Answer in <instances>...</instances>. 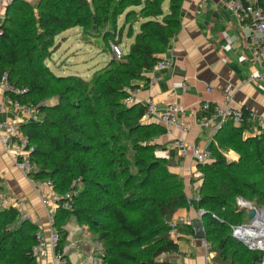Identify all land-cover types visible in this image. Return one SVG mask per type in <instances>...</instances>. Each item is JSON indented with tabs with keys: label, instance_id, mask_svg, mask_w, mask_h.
<instances>
[{
	"label": "trees",
	"instance_id": "obj_1",
	"mask_svg": "<svg viewBox=\"0 0 264 264\" xmlns=\"http://www.w3.org/2000/svg\"><path fill=\"white\" fill-rule=\"evenodd\" d=\"M164 1L12 0L7 7L0 26V79L7 76L11 85L27 89L12 100L40 109L41 122L25 124L23 130L38 167L30 178L50 181L59 197L53 225L60 234L57 251L67 245L66 227L74 216L101 245L93 264H171L166 257L179 247L169 223L176 212L192 207L197 216L204 213L201 221L213 264H262L264 253L249 250L234 237L232 227L249 224V212L238 206L239 199L264 204V131L244 139L250 130L246 123L218 130L217 145L210 148L212 163L198 165L201 184L190 205L184 181L171 171V162L156 157L151 144L165 129L142 123L143 104L125 103L129 92L139 89L135 82L148 81L147 74L180 32L184 0H169L167 14ZM136 7H142L139 13L127 15L128 20L140 16L139 32L129 28L128 53L112 58L92 80L57 76L47 66L56 38L66 31L78 27L84 40L109 43L118 18ZM53 99L57 104H44ZM229 151L238 161L226 159ZM74 183L78 195L73 209L65 210L63 198ZM37 231L30 221L21 222L18 210L1 211L0 264H35Z\"/></svg>",
	"mask_w": 264,
	"mask_h": 264
},
{
	"label": "crops",
	"instance_id": "obj_2",
	"mask_svg": "<svg viewBox=\"0 0 264 264\" xmlns=\"http://www.w3.org/2000/svg\"><path fill=\"white\" fill-rule=\"evenodd\" d=\"M262 2L264 5V0ZM7 7L6 2L0 0V26L4 21ZM180 17V32L171 41L163 56V60L171 62V67L155 72L161 80L154 87L147 85L152 72L147 74V82H135L139 86V93L133 104H144L146 100L152 99L158 112L172 104L180 106L184 109L183 121L189 127L185 140L189 144L200 145L203 149L210 150L213 144L217 145L215 137L218 131L202 129L199 126V120L209 118V114L203 110V105L222 103L224 95L229 94L233 97L236 107L246 109L264 120L262 68L247 46V31L221 0H184ZM79 29L82 33V29ZM68 39L69 36H65L62 40ZM176 83H185L187 88H174ZM21 116L22 110L7 103L0 88V123L10 122L17 117L22 118ZM142 123L158 125L165 129L164 135L156 137L151 142L156 146L155 155L172 163L170 169L184 181L190 200H197L201 184L195 176L198 165L190 156L186 158L179 156L178 149L173 146L177 133L168 134L166 128L157 121L142 120ZM249 129L244 132V139L262 133L255 125ZM13 153V147L5 150L0 143L2 191L8 193L14 201L23 202V206L18 209L20 216H27L28 221L38 228L42 236L48 238L50 224L46 208H49L52 205L51 200L58 196L46 186L37 189L35 183L15 166ZM224 155L229 162H236L239 159L233 151ZM41 197L47 198L48 202L45 205ZM186 217H191L195 221L197 212L192 207L181 209L175 213L172 220ZM66 229L68 238L65 249L68 262L85 264L92 259L95 263V252L99 249V243H92L87 228H81L79 225L75 228L69 224ZM171 238L179 247L177 253L166 257L171 264H206L205 249L199 240L195 239V230L192 226L180 224L176 229V235ZM71 251H76L77 254L71 255L73 262L69 258ZM45 264H52V261L48 260Z\"/></svg>",
	"mask_w": 264,
	"mask_h": 264
},
{
	"label": "built area",
	"instance_id": "obj_3",
	"mask_svg": "<svg viewBox=\"0 0 264 264\" xmlns=\"http://www.w3.org/2000/svg\"><path fill=\"white\" fill-rule=\"evenodd\" d=\"M6 2L7 5L12 3V0H1ZM227 10L239 21V23L247 31V46L253 52L255 61L261 65L262 73L261 77L264 79V5L262 0H221ZM111 53L113 58L120 60L124 55L120 46L111 44ZM171 67L169 60H162L158 62L154 68L150 71V79L147 83L149 87H154L161 77L157 76L155 72L167 70ZM0 88L5 94V100L7 103L14 105L22 110V118H15L10 122L0 123V143L5 150L9 147L14 148L13 162L15 166L29 179L30 175L37 171L38 167L35 162L32 161L31 156L34 152V147L31 145L29 136L23 130L25 124L31 122H41V113L38 107L21 106L17 101L12 100V96H24L27 94V89L19 88L11 85L7 76H3L0 79ZM174 88L186 89L185 83H176ZM139 89H134L129 92V98L125 101L126 104H133L134 99L137 97ZM144 112L142 120L145 121H157L162 124L168 134L177 133L174 139L173 146L179 151L181 158L190 156L197 165H208L212 163V154L210 150L203 149L200 145L189 144L185 140V135L189 132V127L183 121L184 109L180 106L172 104L166 107L163 111L158 112L156 105L152 99H148L143 104ZM203 110L209 114L208 119L199 120L198 124L202 129H214L220 130L222 127L233 124L234 126H241L248 124L249 126H256L261 132L264 131V120L256 117L255 114L248 111L245 115L241 108H238L233 103V97L229 94L224 95L222 103H216L214 105L205 103ZM196 178L200 181L202 173L197 171ZM32 180V179H31ZM37 189L41 187H48L53 191L52 183L50 181H34ZM201 182V181H200ZM73 184L72 188L65 194V202L61 206L65 210H72V200L78 195V189ZM61 199V198H60ZM41 201L46 204L47 198L41 197ZM52 205L46 208L47 218L50 224V232L48 238L42 236L40 231L35 234V246L32 249V255L35 260V264H45L46 261L51 260L52 264H70L67 260V250L58 252L57 247L60 241V234L56 228H54L55 214L59 206V197L51 200ZM23 206L22 201H14L10 195L6 192L0 191V212L14 208L18 210ZM238 206L244 208L246 201L239 199ZM204 213L199 211L198 219L202 217ZM197 219V220H198ZM28 220L27 216L21 217V222ZM194 219L191 217L179 218L172 220L169 223L170 236L176 235V229L180 224L192 226ZM255 221H251L249 224L232 227L233 235L236 239L243 242L244 245L251 251H259L264 253V234L250 233L254 230ZM201 246L205 249L206 264H213L212 256L209 253L210 247L205 239L199 240ZM262 264H264V259Z\"/></svg>",
	"mask_w": 264,
	"mask_h": 264
},
{
	"label": "rangeland",
	"instance_id": "obj_4",
	"mask_svg": "<svg viewBox=\"0 0 264 264\" xmlns=\"http://www.w3.org/2000/svg\"><path fill=\"white\" fill-rule=\"evenodd\" d=\"M32 2H35V0ZM168 2L169 0H165L163 3V10L165 14L168 13ZM141 9L142 7L129 8L118 18L114 40L109 39V43L103 42L100 38L93 39L88 42L87 40H84L83 33H81L79 28L71 29L64 33L62 37H57L55 40L56 50L46 61L47 66L57 76L77 75L86 81L92 80L94 78L93 74L106 67L112 60L113 56L111 53V44L118 42V46H120L123 55L128 53L129 47L132 43V39L127 37L129 28L132 26L135 34L139 32V24L136 23V21L140 16L136 14L131 16L128 20L127 15L131 13V11L139 13ZM110 31L112 33V30ZM65 36H69L67 41L62 40ZM44 104L52 106L57 104V99L47 101ZM251 206L257 210L264 209V204L255 205L252 203ZM244 210L247 213L249 212V209ZM249 222H251V220ZM69 224L72 227L78 228V224L74 216H70L68 225ZM87 230L91 234L92 243L97 242L92 231L88 228ZM261 233L264 234V231H261ZM100 249L101 245L99 244L98 250ZM71 255H77L76 251H71L69 255L70 260L73 262L74 259ZM87 264H93L92 259H90Z\"/></svg>",
	"mask_w": 264,
	"mask_h": 264
},
{
	"label": "water",
	"instance_id": "obj_5",
	"mask_svg": "<svg viewBox=\"0 0 264 264\" xmlns=\"http://www.w3.org/2000/svg\"><path fill=\"white\" fill-rule=\"evenodd\" d=\"M189 204L190 205L192 204V200H189ZM242 209L243 210L244 209H249V218H250L251 221L257 220L258 216L260 214L264 215V209L257 210L254 207H252L251 204L248 203V202H246V206L244 208H242ZM192 227L195 230V239L196 240L205 239V233H204V228H203V224H202L201 218L198 219V220H195L193 222Z\"/></svg>",
	"mask_w": 264,
	"mask_h": 264
},
{
	"label": "bare ground",
	"instance_id": "obj_6",
	"mask_svg": "<svg viewBox=\"0 0 264 264\" xmlns=\"http://www.w3.org/2000/svg\"><path fill=\"white\" fill-rule=\"evenodd\" d=\"M264 215H259L258 219L255 222L254 230L250 233L251 235L253 234H262L261 231H264ZM261 230V231H260Z\"/></svg>",
	"mask_w": 264,
	"mask_h": 264
}]
</instances>
